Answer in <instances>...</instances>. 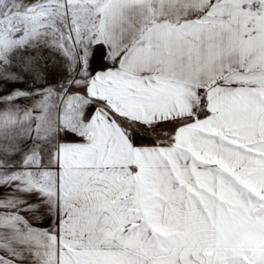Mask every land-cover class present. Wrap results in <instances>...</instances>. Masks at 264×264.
I'll use <instances>...</instances> for the list:
<instances>
[{
  "label": "snow or ice",
  "instance_id": "obj_1",
  "mask_svg": "<svg viewBox=\"0 0 264 264\" xmlns=\"http://www.w3.org/2000/svg\"><path fill=\"white\" fill-rule=\"evenodd\" d=\"M0 264H264V0H0Z\"/></svg>",
  "mask_w": 264,
  "mask_h": 264
}]
</instances>
